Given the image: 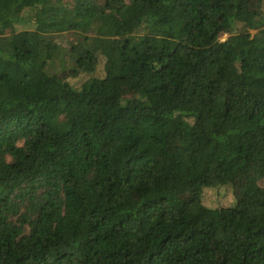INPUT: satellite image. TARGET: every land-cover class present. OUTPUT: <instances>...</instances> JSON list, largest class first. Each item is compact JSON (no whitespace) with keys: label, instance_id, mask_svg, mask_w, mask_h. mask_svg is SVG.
<instances>
[{"label":"trees","instance_id":"trees-1","mask_svg":"<svg viewBox=\"0 0 264 264\" xmlns=\"http://www.w3.org/2000/svg\"><path fill=\"white\" fill-rule=\"evenodd\" d=\"M251 162L264 0H0V264H264Z\"/></svg>","mask_w":264,"mask_h":264},{"label":"rangeland","instance_id":"rangeland-1","mask_svg":"<svg viewBox=\"0 0 264 264\" xmlns=\"http://www.w3.org/2000/svg\"><path fill=\"white\" fill-rule=\"evenodd\" d=\"M67 1V0H66ZM258 1L253 3V7L256 8L258 6ZM253 33L255 31H252ZM228 37L227 34L222 36V39H226ZM59 41L65 45L69 46L71 43H73L75 40L70 35H64L60 37ZM57 69L51 68V71H56ZM103 72L102 67H98L96 74L101 75ZM64 78L68 79L70 75V70L60 74ZM83 79V75H80L77 80H74L75 82H79ZM247 172L244 176V181H239L238 184H228L226 186H223L222 188H209L204 191V194L202 196V202L207 207L215 208L219 206H228L236 201L237 198H240L241 196L247 194L248 192H251L252 190L245 189V192L243 193V185L246 184L249 188L253 189L255 185H261L264 186V178L259 179L257 178V175L255 172H257V167L255 162H251L248 164L246 171ZM243 193V194H242ZM241 195V196H240Z\"/></svg>","mask_w":264,"mask_h":264}]
</instances>
